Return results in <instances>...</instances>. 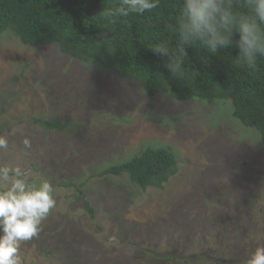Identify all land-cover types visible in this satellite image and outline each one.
I'll return each instance as SVG.
<instances>
[{
	"label": "rangeland",
	"instance_id": "1",
	"mask_svg": "<svg viewBox=\"0 0 264 264\" xmlns=\"http://www.w3.org/2000/svg\"><path fill=\"white\" fill-rule=\"evenodd\" d=\"M38 120L75 130L47 131ZM0 129L8 140L0 165L48 179L57 202L39 238L22 244L20 264H241L246 249L264 245V147L226 102L149 97L116 70L55 45L28 47L7 31ZM148 148L177 157L164 190L100 177Z\"/></svg>",
	"mask_w": 264,
	"mask_h": 264
},
{
	"label": "trees",
	"instance_id": "2",
	"mask_svg": "<svg viewBox=\"0 0 264 264\" xmlns=\"http://www.w3.org/2000/svg\"><path fill=\"white\" fill-rule=\"evenodd\" d=\"M119 0H0V38L12 31L31 48L58 46L83 63H95L116 70L135 80L149 97L167 93L178 101L198 100L207 104L226 102L232 116L252 129L264 147V57L256 68L237 67L239 54L235 41L217 54L202 45H186L187 58L183 78H175L166 68L168 57L156 54L151 47L160 42L176 49L177 35L168 25L175 24L183 0H159V7L143 14H130L110 23L99 14ZM166 82V83H165ZM47 131L69 133L68 124L38 120ZM2 130L0 129V136ZM179 165L170 148H148L140 156L106 169L100 177L127 178L138 190H164L178 175ZM85 210L94 218V210L83 190L76 189Z\"/></svg>",
	"mask_w": 264,
	"mask_h": 264
},
{
	"label": "clouds",
	"instance_id": "3",
	"mask_svg": "<svg viewBox=\"0 0 264 264\" xmlns=\"http://www.w3.org/2000/svg\"><path fill=\"white\" fill-rule=\"evenodd\" d=\"M159 7V0H119L99 14L110 23L130 14H143ZM177 35L176 49L156 43L154 53L168 57L166 68L182 79L187 58L186 45H202L209 53L231 46L234 32L239 54L237 67L256 68L264 57V0H183L175 24L168 25ZM166 83V82H165ZM23 144L31 147L29 139ZM8 148L7 136H0V149ZM31 172L19 165H0V264H20L22 244L38 239L43 222L56 207L54 186L46 178L30 182ZM241 264H264V245L246 249Z\"/></svg>",
	"mask_w": 264,
	"mask_h": 264
}]
</instances>
